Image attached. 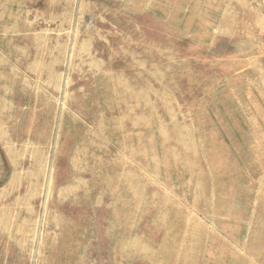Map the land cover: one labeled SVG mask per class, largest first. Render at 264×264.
<instances>
[{
	"label": "rangeland",
	"instance_id": "obj_1",
	"mask_svg": "<svg viewBox=\"0 0 264 264\" xmlns=\"http://www.w3.org/2000/svg\"><path fill=\"white\" fill-rule=\"evenodd\" d=\"M0 264H264V0H0Z\"/></svg>",
	"mask_w": 264,
	"mask_h": 264
}]
</instances>
